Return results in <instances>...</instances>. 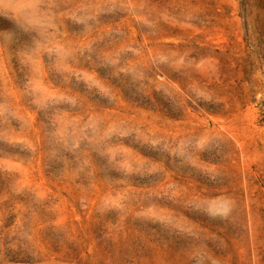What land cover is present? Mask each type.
Returning <instances> with one entry per match:
<instances>
[{
  "label": "rangeland",
  "instance_id": "rangeland-1",
  "mask_svg": "<svg viewBox=\"0 0 264 264\" xmlns=\"http://www.w3.org/2000/svg\"><path fill=\"white\" fill-rule=\"evenodd\" d=\"M0 264H264V0H0Z\"/></svg>",
  "mask_w": 264,
  "mask_h": 264
}]
</instances>
